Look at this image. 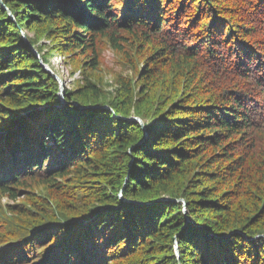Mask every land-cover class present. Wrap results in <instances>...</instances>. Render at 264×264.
I'll return each instance as SVG.
<instances>
[{
  "label": "trees",
  "instance_id": "1",
  "mask_svg": "<svg viewBox=\"0 0 264 264\" xmlns=\"http://www.w3.org/2000/svg\"><path fill=\"white\" fill-rule=\"evenodd\" d=\"M2 1L0 264H264V0Z\"/></svg>",
  "mask_w": 264,
  "mask_h": 264
},
{
  "label": "rangeland",
  "instance_id": "2",
  "mask_svg": "<svg viewBox=\"0 0 264 264\" xmlns=\"http://www.w3.org/2000/svg\"><path fill=\"white\" fill-rule=\"evenodd\" d=\"M25 28V27H24ZM27 29V28H25ZM32 34V33H31ZM45 42V41H44ZM105 51V62H104V69H105V72L106 74L105 75V81L109 83L108 80H112L111 78V75L110 73L111 72H115V73H118L119 71H122L123 73H125L126 75H130L132 74L130 72L129 69H122L121 66L119 64H117L118 60H114V53L113 51L111 50V48H108ZM49 62H48V66L49 68L52 70L53 74L55 75V77H59L60 79L58 80L60 82V87L63 86L64 87V91H65V88H71L72 86L75 85L76 81H75V77L76 79L78 77H80V73L79 71L75 72L74 75H71L69 73V69H71V65L69 66H66L64 64V57L57 53V52H54L50 58H49ZM66 93V92H65ZM61 97V95H60ZM137 117V116H135ZM134 116L131 117L132 120H135ZM8 200L5 198L3 200L4 203H6Z\"/></svg>",
  "mask_w": 264,
  "mask_h": 264
},
{
  "label": "water",
  "instance_id": "3",
  "mask_svg": "<svg viewBox=\"0 0 264 264\" xmlns=\"http://www.w3.org/2000/svg\"><path fill=\"white\" fill-rule=\"evenodd\" d=\"M0 2H1L2 5L4 6L3 1L0 0ZM5 7H6V6H5ZM24 38H25V42H26L28 45H31V44L29 43V40L27 39V37L24 36ZM35 53H36L37 55H39L38 51H35ZM39 57H40V55H39ZM40 59H41V57H40ZM41 65H42V66L44 67V69H46L50 74L54 75L53 72H52V70H51V69L49 68V66L43 61V59H41ZM60 91H61V92H60L61 99L65 102L64 95H65V92H66V91H64V87H63V86H61ZM134 119H137L138 121H141V122L144 124V122H143L139 117H135Z\"/></svg>",
  "mask_w": 264,
  "mask_h": 264
}]
</instances>
